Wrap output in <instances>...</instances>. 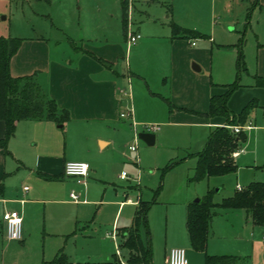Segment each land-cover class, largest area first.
Masks as SVG:
<instances>
[{"label": "crops", "instance_id": "crops-1", "mask_svg": "<svg viewBox=\"0 0 264 264\" xmlns=\"http://www.w3.org/2000/svg\"><path fill=\"white\" fill-rule=\"evenodd\" d=\"M236 1L240 3L241 14L238 15L242 18L240 22L243 26L239 31V36L244 35L245 32L252 37L255 70L249 74L252 75V81L247 86L238 83L231 91L227 97L226 105L232 112H237L248 100L254 99L256 104L250 107L248 112L259 108L264 115V87L255 84L253 77L254 75L264 77V0H257L251 6L247 20L244 15L250 0ZM2 11H5L6 14L0 17V35L21 37L16 50L9 57V74L16 76L35 71L34 79L40 91L45 96L52 98L58 108L66 109L68 118L61 123L44 118H24L15 121L13 133L5 143L6 151L0 147V182L2 185L0 212L10 208L19 210L21 238L17 241L21 244L41 222L44 234L48 238L64 241L62 247L64 252L59 248L58 253L52 250L49 252L50 254H47L49 257H53L55 254H62L65 257L64 262L53 264H79V261L69 258L72 256L64 245L69 240L74 241L80 235H89L84 232V227H87V224L83 223L88 220L84 216L82 204L96 202L98 199L100 203L106 202L114 205V212L108 225L113 226L118 237L117 232L131 223L137 199H149L146 198L148 188L138 182L120 181L124 178L118 176L117 179V172L111 176L112 178L108 176L109 174L100 175V171L108 166L110 171L111 169L116 171L118 166L117 149L121 148L122 151L123 145L128 142V139L131 136L134 138L138 123L136 117L139 116L134 105L131 73L136 74L139 71L136 67H130L128 59L125 61L123 69L121 61H119V57H122L120 48L96 46L94 44L97 43L95 37H92L93 41H91L81 32L72 34L61 29L26 28L28 22L36 19L46 18L52 21L56 18L70 17L74 13L71 0H0V13ZM6 18L8 19L7 25H2L1 21ZM235 19L237 20L238 16L237 18L235 16ZM227 21L234 20L230 17ZM132 27L139 33L140 29L142 31L141 26ZM144 30L142 34L140 33V37L131 43L133 53L140 58H143L145 48L152 39V35ZM78 38L87 41L81 42L78 41ZM176 38L192 39L194 37L172 35L170 31L172 42ZM128 46L127 43L126 48ZM179 48L177 45H172L168 61H159L157 64L156 69L161 76L160 89L157 90L158 92H151V94L156 98L167 99L170 103L169 106L159 107L158 115H161L162 123L172 122L176 125L193 127L191 129L193 146H189L191 149L189 152H196L203 146L209 128L225 124L222 116L205 114L209 96L222 92L225 83L211 81L205 75H193V70L199 71L202 66L206 65L208 67L206 58L202 54L204 48H192L184 56L181 55ZM189 63L197 68H193ZM168 75L171 77L166 79ZM139 77L143 79L146 86L150 85L144 76L139 75ZM164 92L167 95L161 94ZM237 92H240L239 97L235 96ZM124 109L130 110L131 121L135 123L134 125L130 123V119L119 116V112ZM248 112L244 122L248 120L250 126L247 128H254L256 127L254 120L247 116ZM247 128L240 130L244 131ZM3 132L4 121L0 119V137ZM153 133L154 142L157 133ZM235 149H239L238 152L242 151L241 145ZM259 149V157L263 160L264 148L260 146ZM109 151H111L110 154ZM238 152L233 155L236 169L229 173L235 174L238 170L236 163ZM65 160L86 161L88 171L85 177L86 181L84 178L86 185L83 192L84 197L80 198L81 196L78 194L77 201L70 198V204L73 206L63 210L54 206H59L63 202L65 184L73 185L75 180L73 177L63 175L62 165ZM262 163L260 165L261 163L253 161L246 166L255 170V168H264V160ZM210 177L201 179L206 181V187ZM252 177H254L253 173ZM250 180L255 179L250 178L247 182L238 184L242 187ZM45 182H51L52 185ZM23 185L27 186L25 190L22 189ZM101 188L102 195L105 193L107 197L101 195L100 198H97ZM235 188L234 184L233 190ZM89 189L93 191L91 199L85 198ZM214 190H218V187ZM130 192H134V199L128 195ZM42 193L44 194L42 195ZM192 195L185 193L178 200L177 213L174 216V221H171L169 230L166 229L159 257H154L150 242L152 264H161L164 261L167 248L171 245L184 247L186 264H204L205 254H232L230 252H234L229 246L225 247V243H218L217 239H210L212 234L210 222L204 248L200 250L190 246L185 227V206L188 201H191ZM67 196L69 198V195ZM19 198L23 200L20 201ZM48 204L51 205L48 206ZM213 210V214H216L217 210L215 208ZM241 210H243L244 218L249 219L251 226L258 228L262 234L261 242L264 244V225L253 223L245 210ZM0 234L4 238L1 218ZM252 235L250 230L249 236L252 237ZM167 236L168 239H166ZM116 241H119V237ZM121 249L125 253L124 257L119 258L120 251L113 253V261H107L109 264H127L126 251ZM243 260L239 264H242Z\"/></svg>", "mask_w": 264, "mask_h": 264}, {"label": "rangeland", "instance_id": "rangeland-1", "mask_svg": "<svg viewBox=\"0 0 264 264\" xmlns=\"http://www.w3.org/2000/svg\"><path fill=\"white\" fill-rule=\"evenodd\" d=\"M124 1L128 2L126 22H128L129 28L141 26L142 31L145 29L144 31L152 35L151 42L145 48L143 58L133 53L132 44L126 48L127 43L122 32L121 8L118 0H71L74 13L70 17L51 19L52 21L46 18L36 19L28 22L26 28L61 29L72 34L81 32L91 41H93L92 37H95L97 43L94 44L96 46L120 48L122 57H119V61H121L123 69L127 59L130 62V67L138 69L139 73H131L134 105L139 116L136 117V119L138 118L136 132L141 130L142 124L153 123L157 127L153 132H156L157 136L150 145L139 138L133 139L131 136L128 142L123 145L122 151L121 148L117 149L118 166L116 171L114 169L110 171L108 166L100 171V175L109 174L108 176L111 177L117 172L118 179V174L123 171L125 178L120 181L133 180L146 186L148 188L146 198H150L154 189L160 185L156 195L157 201L149 207L146 213L151 249H153L154 257L157 258L163 246L166 229L169 230L171 221H174V216L177 213L178 200L185 193L193 194L190 197V200H193L195 197L201 196L207 188H212V201H220L222 197L232 192L234 184L236 186L239 185L238 183H245L250 178L264 179V168L253 170L246 166L253 161L261 163L260 165L263 164L264 159H260L258 152L260 146L264 148V115L259 108L248 112L247 116L254 120L256 127L244 130V141L239 143L242 151H239L236 157L238 170L235 174L211 176L207 181V187L205 180L198 182L188 180V177L192 175V166L195 160L194 152H189L191 150L189 146H193L191 130L193 127L176 125L172 122L162 123V117L158 115L159 107H166L168 103L165 99L153 97L151 94V92H158L157 90L160 89L161 76L157 72V64L159 61H168L172 45L180 47L183 56L187 55L192 48H204L202 54L206 58L208 67L206 65L202 66L199 71L193 70V75H205L207 79L214 82H231L236 73L235 61L239 31L243 27L240 22L242 18L239 17L241 14L240 3L236 0ZM4 14H6L5 11H2L0 17ZM235 16L236 18L238 16L237 20ZM230 17L234 21H227ZM170 20L197 29L204 34V37L176 38L173 39L176 42H172ZM7 23V18L1 21L2 25H7ZM142 31L140 29L141 34ZM191 40H193V45L189 43ZM78 41L87 40L78 38ZM129 47H131L130 50ZM240 50L245 68L238 71L237 82L247 86L252 81V75L249 74L255 70V51L252 37L245 32ZM189 65L191 66V63ZM139 75L144 76L150 85L146 86ZM169 76L171 77L168 75L166 79ZM239 93L237 92L235 96L239 97ZM161 94L167 95L165 92ZM130 143H135V150L127 148ZM110 153L111 151H109ZM172 161L175 163L171 167L162 170ZM252 173L254 177H252ZM85 181L79 182L75 179V185L65 184L63 202L59 206H53L63 210L73 206L67 195L69 192H74L79 194L80 198L84 197ZM45 183L51 184V182ZM108 183L110 184V182ZM216 187L218 190H214ZM92 192L89 189L85 198H93ZM101 195L102 188L97 194V198H100ZM128 195L134 199V192H130ZM102 197H107V195L104 193ZM99 201L97 199L96 202L82 204L84 216L88 220L83 223L87 224V227H84V232L89 235H80L74 241L69 240L64 245L72 256L69 258H74L79 261V264H109L107 261H113V253L120 251L119 258H123L125 254L117 246L118 237L116 233L112 234L113 226L108 225L114 212V205L106 202L103 204ZM50 205L48 204V206ZM213 208L217 210V213L211 216L212 234L210 239H217L218 243H225V247L229 246L234 250L230 253L243 256L242 264H264L262 234L258 228L251 226L248 218H244L242 208L215 206ZM144 230L145 227L140 224L139 233L143 241L146 238ZM250 230L253 234L252 237L249 236ZM23 242L21 244L17 240L6 241L0 234V264H42V261L52 258L47 255L50 254L49 252L53 250L58 253V249H62L64 244L63 240L48 238L44 234L41 222Z\"/></svg>", "mask_w": 264, "mask_h": 264}, {"label": "trees", "instance_id": "trees-1", "mask_svg": "<svg viewBox=\"0 0 264 264\" xmlns=\"http://www.w3.org/2000/svg\"><path fill=\"white\" fill-rule=\"evenodd\" d=\"M257 0H250L244 18L248 19L251 6ZM122 17V32L125 33L126 25V2L119 0ZM169 8V7H168ZM172 35L183 37H203L199 31L180 26L169 21ZM21 37L0 35V119L4 121V132L0 137V147L5 149L7 138L13 133L15 121L24 118H44L61 123L68 118V112L64 108H58L55 101L45 96L34 79V74L12 76L8 71L9 57L16 50ZM241 34L237 42V57L235 61L236 73L234 79L223 84L224 90L220 93L211 94L208 98L206 115H219L225 120L224 125H214L208 132L203 146L196 152L195 163L190 181H198L209 176H217L232 172L236 164L232 151L244 140L243 130L232 131L228 126L243 123L250 107L256 104L254 99L248 100L237 112H232L226 105V100L231 91L238 85L237 74L244 69L241 53ZM254 83L264 87V77L254 75ZM168 106L169 101L166 99ZM264 111V105H263ZM175 161L165 165L162 169L171 167ZM160 185L152 192L149 199L138 198L133 211L131 223L118 231V246L126 251L127 264H152L150 239L147 228L146 212L153 202ZM2 185L0 182V193ZM212 188L199 196L197 201H188L185 206V227L189 244L194 249L202 250L205 246L207 231L213 207H239L245 210L255 224L264 225V180H250L244 186L235 188L233 192L224 196L218 202L212 201ZM145 227L146 239L141 240L139 226ZM62 254H55L51 259L42 261V264L64 262ZM243 257L236 254H205L204 264H239Z\"/></svg>", "mask_w": 264, "mask_h": 264}, {"label": "built area", "instance_id": "built-area-1", "mask_svg": "<svg viewBox=\"0 0 264 264\" xmlns=\"http://www.w3.org/2000/svg\"><path fill=\"white\" fill-rule=\"evenodd\" d=\"M128 14V2L126 1V17ZM125 38L128 44L134 43L139 37L140 33L137 30L129 28L128 22L125 25ZM192 44L193 41L191 40ZM119 116L124 119H130V123L135 124L131 121V114L129 109H124L119 112ZM232 131L236 132L240 129L247 128L250 126V122L247 120L243 124H231L226 125ZM156 125L153 123H144L141 125V130L144 131H154L156 129ZM137 139L136 130L134 132V138ZM129 150H135V143H130L127 145ZM239 149H234L232 151V155H235ZM88 171V163L83 160H65L62 165V173L65 176H70L75 178L79 182H84V178L87 175ZM120 178H125V174L121 171L119 174ZM27 186L23 185L22 189H26ZM236 188H240L239 185H236ZM69 197L73 201L78 200V194L74 192H69ZM22 201V198H19ZM0 218L2 221L3 227V235L5 239L8 240H19L21 238V214L18 209L10 208L4 209L0 212ZM116 231L113 229L112 234H115ZM187 259L185 256V249L179 245H171L167 248L165 253L164 261L161 264H186Z\"/></svg>", "mask_w": 264, "mask_h": 264}, {"label": "water", "instance_id": "water-1", "mask_svg": "<svg viewBox=\"0 0 264 264\" xmlns=\"http://www.w3.org/2000/svg\"><path fill=\"white\" fill-rule=\"evenodd\" d=\"M193 68H197V66L191 65ZM137 138L141 139L146 144H152L154 140V133L152 131H144L138 130L136 132ZM199 197H195L193 201H197Z\"/></svg>", "mask_w": 264, "mask_h": 264}]
</instances>
